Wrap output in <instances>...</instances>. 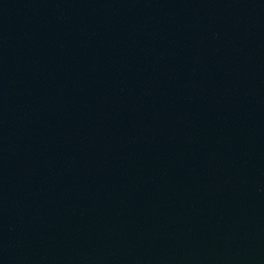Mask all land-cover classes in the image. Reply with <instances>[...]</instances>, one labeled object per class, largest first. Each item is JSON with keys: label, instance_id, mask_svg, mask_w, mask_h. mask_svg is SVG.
I'll return each instance as SVG.
<instances>
[{"label": "water", "instance_id": "water-1", "mask_svg": "<svg viewBox=\"0 0 264 264\" xmlns=\"http://www.w3.org/2000/svg\"><path fill=\"white\" fill-rule=\"evenodd\" d=\"M0 264H264V0H0Z\"/></svg>", "mask_w": 264, "mask_h": 264}]
</instances>
